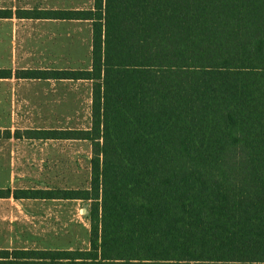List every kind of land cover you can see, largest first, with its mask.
I'll list each match as a JSON object with an SVG mask.
<instances>
[{"label": "trees", "instance_id": "trees-1", "mask_svg": "<svg viewBox=\"0 0 264 264\" xmlns=\"http://www.w3.org/2000/svg\"><path fill=\"white\" fill-rule=\"evenodd\" d=\"M93 1L30 12L90 21L91 67L17 72L91 81V126L15 130L90 142L88 187L15 191L90 201V245L0 264H264V0Z\"/></svg>", "mask_w": 264, "mask_h": 264}, {"label": "rangeland", "instance_id": "rangeland-1", "mask_svg": "<svg viewBox=\"0 0 264 264\" xmlns=\"http://www.w3.org/2000/svg\"><path fill=\"white\" fill-rule=\"evenodd\" d=\"M93 0H0V7L91 8ZM92 24L61 21H0L2 32L18 33L4 46L0 64L16 68L85 69L92 64ZM24 99V102H21ZM15 128H89L92 122V82L32 80L16 86ZM30 145L20 171L32 187L85 188L91 180V144L74 139L16 140ZM22 160V158L20 157ZM46 206V207H45ZM90 201H31L27 225L16 229L14 243L29 248H87L90 245Z\"/></svg>", "mask_w": 264, "mask_h": 264}, {"label": "crops", "instance_id": "crops-1", "mask_svg": "<svg viewBox=\"0 0 264 264\" xmlns=\"http://www.w3.org/2000/svg\"><path fill=\"white\" fill-rule=\"evenodd\" d=\"M94 5V4H93ZM93 7V6H92ZM91 7V8H92ZM62 8V7H61ZM61 8H14V7H0V11H11L10 14H0V21L12 22L16 18L19 20H39V21H61L78 23L79 19H60L41 17L36 18L30 13L32 10L40 9L43 11L57 10ZM62 9H84L70 7ZM18 35L17 32L12 30L11 32H2L0 39L10 38L14 39ZM4 43L0 42V52ZM37 69L21 67L16 68L11 64H0V191H5L0 194V248H29L26 245H15V233L18 228L21 232L25 229L21 228V225H27V220L31 215V201H58L61 198H27L15 197V191L20 189H51V187H32L30 180H28L24 172L20 171L21 162L24 161V157L28 159L29 154H25V150H30V145L24 144V142H16V140L31 139L26 137H15V130H25L30 128H15L16 117V86L24 88L34 78L24 77L23 75H17L20 70ZM41 69H63V68H41ZM39 81H57V80H72V79H34ZM24 102V99L21 101ZM22 158V160L20 159ZM56 189V188H55ZM46 207V206H45Z\"/></svg>", "mask_w": 264, "mask_h": 264}]
</instances>
